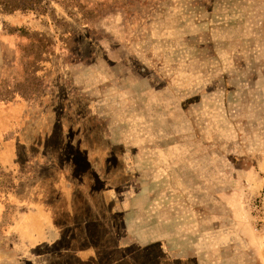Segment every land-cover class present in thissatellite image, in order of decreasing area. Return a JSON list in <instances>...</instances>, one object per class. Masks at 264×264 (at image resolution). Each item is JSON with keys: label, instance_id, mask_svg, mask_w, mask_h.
Returning a JSON list of instances; mask_svg holds the SVG:
<instances>
[{"label": "rangeland", "instance_id": "1", "mask_svg": "<svg viewBox=\"0 0 264 264\" xmlns=\"http://www.w3.org/2000/svg\"><path fill=\"white\" fill-rule=\"evenodd\" d=\"M14 93L55 121L52 159L92 146L116 168L124 232L163 236L176 206L191 264H264V0H0V100ZM3 241L0 264L72 262Z\"/></svg>", "mask_w": 264, "mask_h": 264}, {"label": "crops", "instance_id": "2", "mask_svg": "<svg viewBox=\"0 0 264 264\" xmlns=\"http://www.w3.org/2000/svg\"><path fill=\"white\" fill-rule=\"evenodd\" d=\"M30 105L24 99L0 105V173L9 177L0 189V234L5 242L16 241L24 250L52 248L59 251L58 260L71 256L68 264H139L136 251L145 253L150 247L159 251L147 252L152 264H191L199 259L196 252L190 254L188 246L174 241V234H182L185 226L184 211L180 214L176 206L166 210L163 236L155 227L149 229L147 240H140L132 234L136 223L130 225L132 231L124 232L126 199L115 192L116 184L109 172L116 168L109 162L94 160L92 146L77 147L74 152L82 155L85 165L50 160L44 156L45 151L39 154L35 148H43L33 145L47 130L43 122L36 135H31ZM33 114L45 121L44 112ZM23 148L35 153H28L27 162L19 160ZM154 218L152 226L158 225ZM125 233L132 236L126 237Z\"/></svg>", "mask_w": 264, "mask_h": 264}, {"label": "trees", "instance_id": "3", "mask_svg": "<svg viewBox=\"0 0 264 264\" xmlns=\"http://www.w3.org/2000/svg\"><path fill=\"white\" fill-rule=\"evenodd\" d=\"M11 15H15V16H13V17H18V16H20L23 20L21 21V23L19 22V23H16V24H24V23H28L29 21H30V15H28L27 13H25V12H23V11H19V12H14V13H11ZM18 15V16H17ZM9 17V16H8ZM27 21V22H26ZM12 97L13 98H11V99H8V100H4V99H1L0 100V105L1 104H8V103H13V102H17V101H19V100H28V99H26V98H23L20 94H18V93H14L13 95H12ZM36 99H33V100H28L29 102L30 101H35ZM30 125H31V129L33 128V130H31V135H36L35 133H36V130L34 129L36 126H38V127H43V124H39V122L38 121H40L39 120V118L37 117V119L33 116V114L32 113H30ZM55 123V121L54 122H51V126H46L45 128H47V127H50L51 129H49V130H47L46 132H45V134H44V136H42V138L41 137H39V138H36V139H38V141H39V143H35L33 146H34V148H35V145H39V146H41L43 149V151H41V149H37V148H35V150H39L40 152H39V154H43V152L45 151V152H47V154L45 155L44 154V156H46V157H48V159H52L51 158V156H50V152L49 151H51V149H50V147H49V145H47V142H48V140H49V138L54 134V128H55V126H56V124H54ZM43 134V133H42ZM64 134H67V133H64ZM36 137V136H35ZM30 138H32V137H30ZM36 139H32V141L33 140H36ZM29 141H31V140H29ZM29 141H28V143H29ZM46 142V143H45ZM32 145V143H29V145ZM30 145V146H31ZM28 148H29V146H28ZM62 148V146L61 147H59V149H61ZM62 150V149H61ZM24 151H25V149L23 148L22 149V151L20 152V155H22L23 153H24ZM32 151H34V150H32ZM26 152V151H25ZM59 152H61L60 150H59ZM27 154L29 153V150L27 149V152H26ZM30 154V153H29ZM35 154V153H34ZM34 154H30L31 156H33ZM38 154V153H37ZM62 154V153H61ZM20 155H19V157H20ZM28 158H29V156H28ZM55 158V157H54ZM20 160V159H19ZM28 160V159H27ZM21 161V160H20ZM56 161H58L57 159H56ZM55 161V162H56ZM24 162V161H23ZM27 162V161H26ZM59 162V161H58ZM60 163H61V161H60ZM42 171H43V169H42ZM144 255H146L147 257H149V255H147V253L146 254H144ZM140 264V263H139Z\"/></svg>", "mask_w": 264, "mask_h": 264}]
</instances>
